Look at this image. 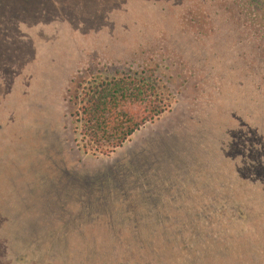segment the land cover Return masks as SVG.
Masks as SVG:
<instances>
[{"label":"rangeland","instance_id":"obj_1","mask_svg":"<svg viewBox=\"0 0 264 264\" xmlns=\"http://www.w3.org/2000/svg\"><path fill=\"white\" fill-rule=\"evenodd\" d=\"M142 69L171 109L80 152L67 90ZM0 264H264V0H0Z\"/></svg>","mask_w":264,"mask_h":264},{"label":"trees","instance_id":"obj_2","mask_svg":"<svg viewBox=\"0 0 264 264\" xmlns=\"http://www.w3.org/2000/svg\"><path fill=\"white\" fill-rule=\"evenodd\" d=\"M67 97L75 146L94 157L120 149L173 104L172 94L149 69L80 79L67 90Z\"/></svg>","mask_w":264,"mask_h":264}]
</instances>
